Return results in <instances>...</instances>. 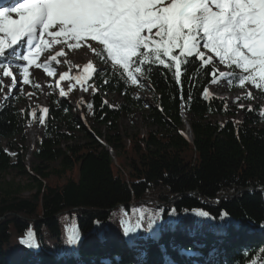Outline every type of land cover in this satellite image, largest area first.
<instances>
[{
	"label": "trees",
	"instance_id": "16d2710c",
	"mask_svg": "<svg viewBox=\"0 0 264 264\" xmlns=\"http://www.w3.org/2000/svg\"><path fill=\"white\" fill-rule=\"evenodd\" d=\"M142 68L146 80L140 86L106 64L96 75L101 92L125 99L115 107L100 91L93 93L90 112L107 128L105 138L89 132L62 97H51L46 116L36 111L35 122L44 130L32 152L36 176L26 186L9 182L0 189V264H35V256L40 264H130L122 249L125 220H139L136 233L149 243L142 264L168 259L176 264H264V113L247 106L243 117L235 119L225 99L208 93L210 65H182L178 81L164 66ZM229 85L239 87L236 80ZM137 89L152 94L154 104L147 105L144 117L155 129L126 142L118 121L142 108ZM20 100L15 95L0 111V138L9 140L6 145L0 140V176L11 169L27 174L22 161L27 147L11 141L30 121V110L15 106ZM183 107L193 117L191 138L183 131ZM73 131L82 132L84 141ZM9 150L17 152L15 163ZM58 161L49 168L48 163ZM189 212L194 215L187 217ZM153 217L159 219L149 227ZM71 227L81 233L78 246L66 243ZM29 229L40 245L37 255L21 243ZM154 230L160 231V244L152 239ZM219 235L226 243H219ZM181 236L204 239L205 258L185 249Z\"/></svg>",
	"mask_w": 264,
	"mask_h": 264
},
{
	"label": "snow or ice",
	"instance_id": "6c2138e0",
	"mask_svg": "<svg viewBox=\"0 0 264 264\" xmlns=\"http://www.w3.org/2000/svg\"><path fill=\"white\" fill-rule=\"evenodd\" d=\"M54 44L70 50L87 45L132 85L138 83V75H144L143 65L164 66L178 81L181 66L196 61L201 67L212 65L215 82V56L221 64L239 70L220 72V77L229 83L236 80L240 86L249 82L264 90V0H17L11 7H0V71L11 78L13 86L16 77L12 66L22 70V83L29 84L28 66ZM66 55L61 48L51 60L59 63L57 57ZM101 72L103 69L89 62L73 79L83 86ZM47 75L54 76L55 71L48 70ZM68 77L69 72H64L59 79ZM59 95L67 97L68 92L60 88ZM42 111L47 113L48 109ZM199 214L209 216L205 211ZM157 219L153 217L149 227ZM123 223L124 236L135 246L137 237L132 234L142 226L140 221ZM81 239L78 228L67 229V244L78 246ZM21 243L30 250L40 248L30 229Z\"/></svg>",
	"mask_w": 264,
	"mask_h": 264
},
{
	"label": "rangeland",
	"instance_id": "374dc122",
	"mask_svg": "<svg viewBox=\"0 0 264 264\" xmlns=\"http://www.w3.org/2000/svg\"><path fill=\"white\" fill-rule=\"evenodd\" d=\"M95 43V42H93ZM66 50V46L60 45L59 47ZM66 53V52H65ZM69 53L73 55H83L85 57L84 62L82 63L84 66L91 62L93 63L94 67L97 69L102 67V64L95 60V54L92 52L91 48L87 47V45H82L80 49L77 50H70ZM65 57V68H69L71 73L74 71L73 65L69 62L68 58V53ZM214 55V54H213ZM58 61V60H57ZM26 63V62H25ZM48 63V62H46ZM54 68L53 70L55 71L54 76H48L47 71L51 70L50 68L47 67L43 68L44 60L39 59L37 62H35L32 65H29V84H23L22 83V70L18 69L15 65L12 66V71L16 77V85H12V80L9 77H4L2 74V71H0V85L2 87V90L0 91V108L1 106L7 101L13 98L14 94H20L21 100L18 101L15 106L18 107V109L21 112L26 111L27 109L30 110V121L24 128V132L21 135L14 136L11 141L14 143V146L21 147V145H24L27 147L26 153L22 155V161L23 164L26 168L27 174H19L16 169H11L7 175H2L0 176V189L5 188L6 185L10 182L13 184L14 187L20 185V186H26L28 182L31 180L33 176H36V173L33 171V169L38 165V161L35 160V158L32 156V152L35 148L31 146L32 141H30V132L34 129L37 131V136L35 139L41 137L44 135V130L39 127L35 123L36 115L35 117L32 116V112L36 111L39 109V107H44L48 108L50 107L51 104V97L54 95L58 98L61 96L59 95V90L60 88L68 86L70 84V88L68 90H65L68 92L67 97H62L70 106H71V112L73 115L82 118V120L88 121L89 125L84 124L86 129L94 134L99 132L105 136L109 134L108 130L106 127L100 125L97 120L92 117V114L90 112V108L88 107V104L92 98V95L94 92L100 91L97 87V85L92 84L87 88V91H84V94L82 95L80 93L79 89H76L72 83V79H69L67 81H61L59 79L60 76H58V72H61L63 74L66 72L63 69V66L60 63H57L56 61L54 62ZM36 64H40L41 67H36ZM82 65V66H83ZM214 65L215 68L217 69V73L219 74L220 72H228L230 71L228 67L224 64H221L219 62V59L214 56ZM75 72V71H74ZM78 72V71H76ZM142 80V78H141ZM229 80L224 79L222 77H216L215 82H213L209 87H208V92L209 94L216 95L219 97H225L227 98V102L229 104L230 110L234 113V118L235 119H241L243 117V112L242 107L240 105L246 106H251L252 108L255 109V112L260 115L261 112L264 113V98L260 94L259 90L255 87V85H251L249 82H246L245 85L242 87V89L236 90V91H230L229 86H228ZM33 86L37 87V92L35 93L33 90ZM83 91V90H81ZM251 92V98L252 100H249L250 98H247L248 93ZM104 96V98L113 106L117 107L120 106L121 104L125 103V99L122 95L120 94H115V93H103L101 92ZM135 95L139 97L140 100H142V108L141 109H134L131 112L124 113L120 120L118 121L119 125V130L122 133L124 140L127 142L128 138L132 136L133 134L136 133H141V134H147L151 129H155L154 126L149 124V121H147L144 117V112L147 107V105H152L154 104V101L152 99V94L149 90L145 89H137L135 92ZM79 97V98H78ZM237 97H240L239 100H237ZM243 107V108H244ZM186 120L184 121V127L183 131L189 132L190 124L193 121V117L190 114H185ZM73 134L78 136L80 140L84 141L83 133L80 131H73ZM189 135V134H188ZM97 137V136H96ZM1 142L6 145V143L9 141L8 139L5 138H0ZM103 141V140H102ZM67 143H63V146H65ZM10 155L13 158V162H16L17 159V152L16 150H9ZM15 155H12V154ZM114 154V152H113ZM60 161L58 162H51L48 163L49 168H53L58 166ZM24 195H29V192H25ZM194 213L189 212L186 216L187 217H192ZM108 231L111 234H114L117 232V230H112L108 228ZM196 237V236H195ZM197 242V241H195ZM146 245V243H143ZM196 247H200L195 245ZM201 245V244H200ZM213 248V247H212ZM217 250L213 249V252L215 253ZM141 257L138 259L137 262H139ZM36 260V261H35ZM35 264L40 263L37 260V257L35 256Z\"/></svg>",
	"mask_w": 264,
	"mask_h": 264
},
{
	"label": "bare ground",
	"instance_id": "6f19581e",
	"mask_svg": "<svg viewBox=\"0 0 264 264\" xmlns=\"http://www.w3.org/2000/svg\"><path fill=\"white\" fill-rule=\"evenodd\" d=\"M60 45L61 44H54L51 48H48V49H50L51 50V54L49 55V56H47V58L48 59H50V62H52L53 60H51V57L52 56H55L56 55V53L57 52H59L60 50ZM66 50H67V53H68V56H69V58H68V60H69V62L73 65V68H74V70L75 71H82L83 70V67H84V65L82 64L83 62H84V60H85V57L83 56V55H80V56H77V55H73V54H70L69 53V49L66 47ZM57 60L59 61V63L63 66V69L65 68V57L64 56H58L57 57ZM76 65H79V67H77ZM83 65V66H82ZM66 72H69V77L68 78H66V81L67 80H69V79H72V73H71V71L69 70V68L67 69V68H65L64 69ZM60 75H62L61 74V72H58V76H60ZM70 81H72V80H70ZM88 82V81H87ZM70 88V84H68V86L66 85V87H65V89L64 90H68ZM84 88H86L85 87V84L83 85V86H81L80 84H79V87H78V89L80 90V93L83 95L84 94ZM81 90H83V91H81ZM79 98V97H78ZM37 136V131L36 130H32L31 132H30V141H32L31 142V144H33L32 146H31V148L32 147H34L35 145H36V139H35V137Z\"/></svg>",
	"mask_w": 264,
	"mask_h": 264
},
{
	"label": "water",
	"instance_id": "95a60500",
	"mask_svg": "<svg viewBox=\"0 0 264 264\" xmlns=\"http://www.w3.org/2000/svg\"><path fill=\"white\" fill-rule=\"evenodd\" d=\"M190 132H191V131H190ZM188 136H189V137H191V136H192V134H191V133H189V135H188ZM113 152H114V151H113V150H111V153H112V155H114V154H113ZM252 190H254V189H252ZM263 192H264V191H263Z\"/></svg>",
	"mask_w": 264,
	"mask_h": 264
}]
</instances>
